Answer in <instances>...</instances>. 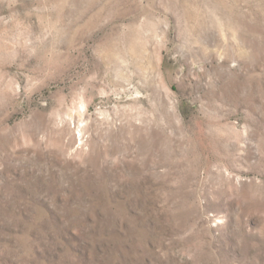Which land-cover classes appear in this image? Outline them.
Segmentation results:
<instances>
[{"label": "rangeland", "instance_id": "374dc122", "mask_svg": "<svg viewBox=\"0 0 264 264\" xmlns=\"http://www.w3.org/2000/svg\"><path fill=\"white\" fill-rule=\"evenodd\" d=\"M0 264H264V0H0Z\"/></svg>", "mask_w": 264, "mask_h": 264}]
</instances>
